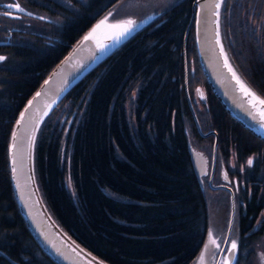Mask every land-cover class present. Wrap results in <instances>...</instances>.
Instances as JSON below:
<instances>
[{"label":"trees","instance_id":"trees-1","mask_svg":"<svg viewBox=\"0 0 264 264\" xmlns=\"http://www.w3.org/2000/svg\"><path fill=\"white\" fill-rule=\"evenodd\" d=\"M114 1L37 0L33 7L51 14L50 29L9 32L0 61V250L14 263L56 264L29 233L13 196L7 158L12 123L70 44ZM191 5L176 0L116 47L64 94L38 130L34 168L47 208L110 264H188L204 238L207 175L198 180L187 146H203L197 139L212 142L213 136L195 127L184 91V50L188 89L199 82L203 93L201 110L194 106L198 124L217 133L216 152L229 177L235 175L242 199L236 264L249 262L255 247L263 249L264 217L252 228L264 209V140L230 116L207 84L192 24L184 33ZM263 9L264 0H223L221 30L232 61L264 97V55L248 20H259ZM6 23L12 28V20ZM231 146L236 162L252 158L253 164L231 171ZM0 264L12 263L0 255Z\"/></svg>","mask_w":264,"mask_h":264},{"label":"water","instance_id":"water-1","mask_svg":"<svg viewBox=\"0 0 264 264\" xmlns=\"http://www.w3.org/2000/svg\"><path fill=\"white\" fill-rule=\"evenodd\" d=\"M114 1L101 15L70 44L63 56L51 67L37 87L26 98L19 109L10 129L7 143V158L10 182L13 196L17 208L25 222V225L35 239L41 250L49 256L56 264H110L104 259L82 246L56 221L47 208L38 183L34 168V147L38 130L49 112L56 106L64 94L72 88L89 70L103 61L116 47L128 40L139 29L147 25L162 11H148L146 13H119L114 15ZM216 0H192L191 16L187 23L185 32L192 24L194 46L200 69L209 85L211 91L221 103L223 108L237 120L244 128L249 130L258 138L264 140V105L256 104L255 107L249 103L251 97L244 95L239 85L233 79L232 73L225 67V58L229 66L236 73L239 79L260 99L264 97L258 93L240 73L232 61L225 46L221 30V7L215 8ZM109 24H115L123 20H134L131 30L119 39L115 38L118 29L102 27L93 39L80 42L95 25L98 24L108 13ZM218 12V17L214 13ZM217 30L219 31V41L217 44ZM105 45L99 48L98 45ZM221 48L224 55H221ZM48 81L45 84V81ZM186 92V87L184 85ZM41 93L36 96V93ZM199 93V92H198ZM187 94V92H186ZM35 97V99H33ZM29 101L32 104L29 105ZM189 101V99H188ZM189 104L195 126L200 135L213 133L212 157L210 166L207 165V157L204 152L192 142L188 143L192 169L198 180L202 182L201 176L208 172V182L211 187H224L228 191V217L224 228L215 229L210 224L209 210L206 204L207 226L201 246L188 264H201L203 253V264H223L226 256L230 253L219 251L217 245L222 249L230 247L231 241L236 240L238 245V225L237 212L233 198L232 188L227 184L229 178L225 179L227 171L223 164L219 166V177L223 183L211 184V176L214 165L216 133L212 130L201 131L193 109ZM50 106V107H49ZM21 113H24L21 119ZM17 121H20L18 124ZM15 133V139L13 134ZM15 144V147L13 145ZM15 169V171H13ZM229 221H232V228H229ZM209 230L213 233V238H209ZM215 240V243L212 242ZM237 254V251H236ZM230 260L229 264H235ZM264 264V263H263Z\"/></svg>","mask_w":264,"mask_h":264},{"label":"rangeland","instance_id":"rangeland-1","mask_svg":"<svg viewBox=\"0 0 264 264\" xmlns=\"http://www.w3.org/2000/svg\"><path fill=\"white\" fill-rule=\"evenodd\" d=\"M175 1L176 0H117V2L113 5V9H114L113 13H114V15H122L123 13H127V12H130L129 14H135L137 12L146 13L148 11H155V10L163 9L167 6H170ZM42 11H39V13L43 14L46 17H50V19H51L50 13H47L44 11L42 12ZM119 13H122V14H119ZM249 14H252V13L250 12ZM53 15H54V13H53ZM259 16H261L260 19L256 20L255 19L256 17L252 18L251 15H249L248 20L251 22L252 26L257 28V34L260 36V44H261L262 54L264 55V9H263L262 13H260ZM40 17H41L40 19L44 18L43 16H40ZM132 21H134V20H132ZM2 23L3 22H0V24H2ZM36 29L38 31L43 29V23L38 22ZM185 58L186 57H185V50H184L183 51V81H184V85L186 87V92H187V94L185 92V97L187 99V103L188 102L190 103V105L193 109V112L195 114L194 106H196L199 110H201V108H202L199 97L197 96V91H196L197 88L200 86L197 85L199 82L198 83L193 82L191 85V88H190V90H192V91H190L188 89L187 63H186ZM192 68L193 67H190V70ZM188 99H189V101H188ZM49 114H51V111L49 112ZM195 116H196V114H195ZM46 117L44 118V120L46 119ZM208 130H210V129H208ZM201 131H203V130H201ZM37 135H38V133H37ZM37 135H36V137H37ZM197 140H198V143H200L201 145L205 144V142H206V141H203L202 139H197ZM210 141L207 142L208 144L207 143L205 144V146H206L205 148H202V146H198L195 143H193L195 146L202 149V151L206 155L207 159L210 158V148L208 147L211 145ZM229 152H230L229 153V161L227 162V164L229 165L231 171L235 170L236 167H237V170L242 169L243 165H245V163L247 161H245L244 164H243V162H241V163L236 162L234 160L235 157H234L232 146L229 149ZM219 164L224 165L223 160L220 159ZM217 177L220 178L219 176H217ZM232 177L235 179V175ZM227 196H228V193H227L226 189H219V190L214 191L213 189L209 188L207 191H205V201H206V204H207V207L209 210L210 224L215 229H222V228H224V226L226 224L227 217H228V210H229L228 205H227V199H228ZM263 217H264V209H261L259 211L258 215L256 216L254 222H253L254 224H253L252 229H254L255 227L258 226L261 218H263ZM262 240H263L262 242L264 243V239H262ZM259 241L260 240L258 239L257 243ZM263 243H262V245H263ZM254 246H256V245H254ZM255 248H257L256 254L253 253L252 254L253 258H249V262H247L245 264H263L264 263V255H263L264 245L261 246V248H263L262 250H259L260 247H258V246Z\"/></svg>","mask_w":264,"mask_h":264},{"label":"flooded vegetation","instance_id":"flooded-vegetation-1","mask_svg":"<svg viewBox=\"0 0 264 264\" xmlns=\"http://www.w3.org/2000/svg\"><path fill=\"white\" fill-rule=\"evenodd\" d=\"M25 2H26V0H0V17L1 16L2 17H6L5 21H4L5 24L3 25L4 31L2 30V26H0V28H1V30H0V34H1L0 35V54L3 55V56L5 55L4 46H6L9 43H11V41L9 40V37H8L9 36V32H11V30H17V31H20V32H23L24 30H26L27 32L30 31L32 33H35V30H36L38 22L43 23V29L42 30L46 31V30L50 29L49 28L50 25H48L50 20H51L50 17H46L43 14H40L39 13V9H37V7H33L35 5H38L37 0H29V4H33V5L25 4ZM8 3H13V4L18 3L24 9V11L23 12H19L15 8L8 9L6 7V5ZM6 12L11 13V15H5L4 13H6ZM40 16H43L44 18L40 19L41 18ZM11 20L13 21V26H12V28H8L10 26L7 27V23L6 22L11 21ZM41 35H43V34H41ZM13 42H15V41H13ZM198 90H199V88H198ZM198 90H197V96L199 98H202L203 93L201 92V90H199V91ZM210 130H212V129H210ZM210 133H208V134H210ZM211 134H212V136L214 138V134L213 133H211ZM216 135H217V133H216ZM207 142L208 141H206L205 144ZM216 143H217V136H216ZM216 143H215L214 166H213V172H212V181H213L212 184H214V185H217L218 183L222 182L217 177V175H218L217 174V169H218L217 166H218V164H217L216 160H220V159L224 160V159L221 158L219 153L216 152ZM205 144H203L202 148L206 147ZM212 146H213V139H212L211 145L208 146L210 148L211 152H212ZM228 156H229V154H228ZM211 157L212 156L210 154V158L208 160H211ZM227 160H229V158ZM235 179L233 177L229 178V183H228V184H230L232 186L233 190H234V187L237 185V182L235 181ZM207 184H208V182H207ZM209 188L213 189L214 191L219 190V189H224V188L218 187V186L217 187L209 186ZM236 193H237V190H236V192L234 190L235 204H236V210H237L236 212H239V205L242 203V199L239 198V197H236ZM0 255L4 256V258L6 260H9L10 263L17 264V263H14L10 258H8L7 255L1 250H0Z\"/></svg>","mask_w":264,"mask_h":264},{"label":"snow or ice","instance_id":"snow-or-ice-1","mask_svg":"<svg viewBox=\"0 0 264 264\" xmlns=\"http://www.w3.org/2000/svg\"><path fill=\"white\" fill-rule=\"evenodd\" d=\"M6 7L8 9H12V8H15L17 11L19 12H23L24 9L18 4H13V3H8L6 5ZM221 7V0H216V3H215V8L216 9H219ZM5 15H11V13H4ZM215 15H217L218 17V12L217 13H214ZM112 13L109 12L107 16H105L102 20H100L98 22L97 25H95L93 27V29L88 33L86 34L84 37H83V40L80 42L81 44H83L84 41H88V40H91L94 38L95 36V33L102 27H109V28H112V29H118L119 31H117L115 33V38L116 39H119L120 37L126 35L130 30L131 28L133 27L134 25V21H132L131 19L129 20H123V21H120L118 23H115V24H109L108 23V17L111 16ZM219 31L217 30V44L220 43L219 41ZM99 48H104L105 45L103 44H99L98 45ZM221 55H224L223 53V49L221 48ZM4 57H0V60H3ZM225 67L228 68L229 72L232 73V76H233V79L236 81L237 85H239L240 87V90L244 93V95L246 96H249L251 97L249 103H251L253 105V107L256 106V104H260V105H264V99H260L258 98L240 79L239 77L236 75V73L232 70V68L229 66L228 64V61H227V58H225ZM48 81L46 80L45 81V84H47ZM199 91V90H198ZM41 93H36V96H40ZM35 99V97L33 98ZM32 104V101H29V105ZM50 107V106H49ZM262 116H264V112L261 113ZM24 117V113H21V119H23ZM17 123L19 124L20 121H17ZM262 127H264V125H262ZM13 138L15 139V133L13 134ZM13 147H15V144L13 145ZM247 164L249 166H251L253 164V159L252 158H249L248 161H247ZM13 171H15V169H13ZM225 179H227V174L225 173ZM229 228L231 229L232 228V221H229ZM209 238L212 239L213 238V233L211 230H209ZM213 243H215V240H212ZM237 242L236 240H232L231 241V244H230V247L227 248V249H222L219 247V245H217V249L219 251H225L227 253H230V256H226L224 261H223V264H229V261L230 260H234L235 257H236V251H237ZM201 264H203V253L201 255Z\"/></svg>","mask_w":264,"mask_h":264}]
</instances>
